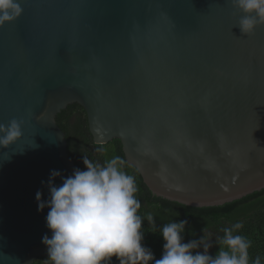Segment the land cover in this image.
Masks as SVG:
<instances>
[{"label": "water", "instance_id": "95a60500", "mask_svg": "<svg viewBox=\"0 0 264 264\" xmlns=\"http://www.w3.org/2000/svg\"><path fill=\"white\" fill-rule=\"evenodd\" d=\"M19 3L0 27V123L24 121L0 149V264L47 255L35 193L77 168L55 120L71 103L157 196L212 206L264 187V25L242 35L229 0Z\"/></svg>", "mask_w": 264, "mask_h": 264}, {"label": "clouds", "instance_id": "9594fccd", "mask_svg": "<svg viewBox=\"0 0 264 264\" xmlns=\"http://www.w3.org/2000/svg\"><path fill=\"white\" fill-rule=\"evenodd\" d=\"M229 3L239 14L234 27L242 35H251L264 25V0ZM22 12L19 0H0V27ZM23 123L17 118L0 123V149L8 150L23 136ZM0 158L10 159L9 152H0ZM82 163L84 169H74L70 176L62 177L60 185L53 180L61 173L50 170L46 200L41 199L40 190L35 193L37 211L49 209L45 223L51 236L45 234L41 241L47 251L45 264H110L113 257L118 264H261L260 256L250 262L248 250L252 242L240 234L242 222L222 229L213 255L209 253L213 242L207 236L185 242L186 219L162 225V252L156 259L142 243L141 231L146 218L155 233L156 221L151 213L146 217L138 214V186L135 177L123 170L125 161L116 156L101 164L82 156ZM176 188L181 190L179 185Z\"/></svg>", "mask_w": 264, "mask_h": 264}, {"label": "trees", "instance_id": "16d2710c", "mask_svg": "<svg viewBox=\"0 0 264 264\" xmlns=\"http://www.w3.org/2000/svg\"><path fill=\"white\" fill-rule=\"evenodd\" d=\"M55 120L64 132L67 154L77 168L84 169L82 156L101 164L116 156L125 161L123 170L135 177L138 186L136 195L141 202L138 214L146 217L147 213H151L156 221L155 233L146 218L141 229L144 232L142 243L152 250L156 259L160 258L162 252V225L173 220L186 219L188 224L185 226V242L198 239L201 235L207 236L213 242V247L209 249V253L213 255L217 252L216 237L223 235L222 229L235 222H242L244 227L239 232L252 242L248 250L250 262L260 256L261 264H264V187L219 205L190 206L172 201L150 191L138 170L126 162L118 138L104 144H96L93 141L85 110L80 104H68L56 114ZM46 256L36 258L32 264H45ZM110 264H118L115 257Z\"/></svg>", "mask_w": 264, "mask_h": 264}]
</instances>
